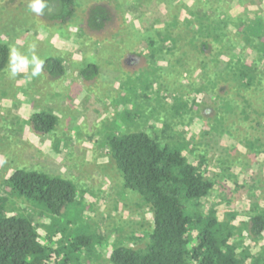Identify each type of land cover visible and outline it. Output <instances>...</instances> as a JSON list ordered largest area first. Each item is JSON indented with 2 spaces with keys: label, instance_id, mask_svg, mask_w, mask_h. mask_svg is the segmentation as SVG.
<instances>
[{
  "label": "rangeland",
  "instance_id": "1",
  "mask_svg": "<svg viewBox=\"0 0 264 264\" xmlns=\"http://www.w3.org/2000/svg\"><path fill=\"white\" fill-rule=\"evenodd\" d=\"M146 1L79 0L76 23L61 27L52 21L56 10L36 16L28 9V0H0V41L15 45L26 55L29 45L35 44L36 54L45 60L38 78L29 79L21 73L11 79L7 67L0 74V194L8 199L7 213L29 217L42 240L53 248L60 240L94 236L100 247L92 257L83 255L84 264H110V252L118 243L143 248L153 216L137 193L125 189L106 141L128 129H138L183 146L186 154L196 148L189 154L191 161L206 158L208 177L216 186L202 201V208L215 209L218 218L233 228L239 253L248 247L257 254L264 247V235L253 240L247 229L254 204L264 209L260 199L264 193V155L255 157L251 167L242 170L250 152L241 141L245 136H261L264 118L257 119L253 113V123L246 121L241 127L237 121L240 115L229 110L227 103H220L215 93H195L192 87L204 82L202 69L187 65L192 55L186 58L182 54L179 65L176 60L180 56L174 50L164 56H149L144 28L145 16H149ZM179 2L181 21L195 23L207 14L218 24L226 17V31L213 34L222 45H237L246 61L261 60L259 70L264 72V57L260 58L264 56V0ZM155 4L165 12L164 5ZM96 6L107 8L112 16L102 32H92L86 24ZM210 45L212 49L204 57L217 58L215 46ZM179 46L180 51L194 49L184 39ZM55 58L62 59L66 68L61 79L47 70V61ZM92 64L98 66L99 74L84 80L81 73ZM91 73L95 74L88 70L87 75ZM178 99L188 103L179 114L174 108ZM235 101L244 103L238 98ZM41 112L57 119L48 135H38L30 125L32 116ZM125 112L133 114L132 120L120 118ZM221 114L226 119L219 124L216 116ZM230 156L234 157L232 166L227 163ZM222 159L227 162L222 164ZM23 168L69 179L76 186L75 201L54 217L36 203L13 195L7 180ZM252 185L256 189H251Z\"/></svg>",
  "mask_w": 264,
  "mask_h": 264
},
{
  "label": "trees",
  "instance_id": "2",
  "mask_svg": "<svg viewBox=\"0 0 264 264\" xmlns=\"http://www.w3.org/2000/svg\"><path fill=\"white\" fill-rule=\"evenodd\" d=\"M147 1L146 13L149 16H145L147 20L143 27L148 31L145 42L149 56H164L174 50L180 56L176 60L179 65L182 54L186 58L192 55L187 65L202 69L201 79L204 82L202 86L197 84L198 87H192L195 93H215L220 103H227L229 110H236L240 115L237 121L241 127H245L246 121L253 123V113L257 119L264 118V72L259 70L261 60L246 61L237 45H222L217 35L213 34L215 31H226L229 24L226 17L218 24L207 14L197 18L195 23L191 19L181 21L179 0ZM155 2L164 5L165 12H161ZM78 3L79 0H50V7L56 10L52 21L61 27L76 23ZM111 21L110 11L96 6L90 10L86 24L90 31L102 32ZM181 39L188 41L194 49L180 51ZM205 39L215 46L217 58L204 57L212 49ZM231 39L237 40L235 37ZM243 39L248 42L247 38ZM8 50L7 43L0 41V74L7 67ZM63 64L62 59H49V74L54 78H63L66 75ZM88 70H93L95 74L87 75ZM98 74V66L92 64L81 76L84 80H91ZM235 98L244 103H236ZM177 103L174 108L179 114L188 103L179 99ZM131 115L125 112L120 118L132 120ZM216 118L219 124L226 119L222 114ZM30 125L38 135H48L55 129L57 119L52 114L41 112L32 116ZM258 126L261 127L260 124ZM256 137L250 139L245 136L241 141L250 152L248 158L245 157L247 164L242 166V170L250 168L255 157L264 155V133ZM106 141L111 158L124 179L125 189L137 193L153 216V227L147 234L145 246L114 245L108 259L110 264H264V247L257 254L251 253L248 247L239 253V246L233 241V228L218 218L215 209L207 211L202 208V201L213 193L216 182L208 177L205 157L198 158L196 162L189 158L196 148L186 154L183 146L172 145L159 136L138 129H128ZM220 162L224 164L227 161L222 159ZM227 163L231 166L235 164L234 157L230 156ZM7 184L13 195L36 203L54 217L61 215L76 199V186L69 179L24 168L14 171ZM250 187L256 189V185ZM261 197L264 200V193ZM7 205L8 199L0 194V264H84L81 260L83 255L92 257L100 247L96 246L95 237L89 235L60 240L53 248L42 240L29 217L7 213ZM253 207L254 214L247 231L250 238L258 240L264 235V209L256 204Z\"/></svg>",
  "mask_w": 264,
  "mask_h": 264
},
{
  "label": "clouds",
  "instance_id": "3",
  "mask_svg": "<svg viewBox=\"0 0 264 264\" xmlns=\"http://www.w3.org/2000/svg\"><path fill=\"white\" fill-rule=\"evenodd\" d=\"M28 9L36 16L51 14L53 8L50 7V0H28ZM36 45L31 44L28 47L29 54H23L15 45H10L7 56V71L9 78L14 79L21 73H26L29 79L41 76L45 60L36 54ZM30 69V72H29Z\"/></svg>",
  "mask_w": 264,
  "mask_h": 264
}]
</instances>
